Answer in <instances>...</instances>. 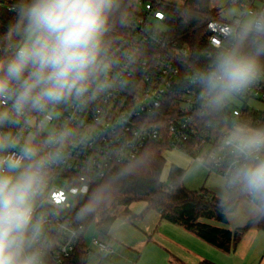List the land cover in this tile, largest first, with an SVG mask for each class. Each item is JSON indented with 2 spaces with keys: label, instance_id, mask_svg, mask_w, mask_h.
<instances>
[{
  "label": "built area",
  "instance_id": "1",
  "mask_svg": "<svg viewBox=\"0 0 264 264\" xmlns=\"http://www.w3.org/2000/svg\"><path fill=\"white\" fill-rule=\"evenodd\" d=\"M233 2L241 4L242 18L230 22L213 14L203 15L207 19V49L198 67L192 49L169 35L167 10L183 7L168 0H133L134 12L117 42L109 43V31L105 36V63L84 102L70 100L46 114H28L31 126L24 129V136L35 132L43 141L64 129L73 133L62 158L47 171L36 208V216L44 221L37 245L43 264H78L77 247L84 230L68 217L73 201L91 185L102 182L116 166L138 159L150 144L188 154L223 177L230 193L241 192L228 183L239 164L234 142L242 139L239 133L264 126V110L251 104H264V70L248 88L232 94L242 107L223 99L228 124L232 121L229 131L209 120L213 105L201 98L203 86L194 79L196 69L208 67L223 44L225 27L236 32L244 27L245 17L264 14V0ZM0 5L13 12V5L4 0ZM217 10L209 0V11ZM16 45L0 41V57L10 55ZM46 125L51 126L48 133ZM8 131L15 134L17 128H0V133ZM93 245L96 251L87 248L84 264H93V259L95 264H112L116 251L110 238L100 234Z\"/></svg>",
  "mask_w": 264,
  "mask_h": 264
},
{
  "label": "clouds",
  "instance_id": "2",
  "mask_svg": "<svg viewBox=\"0 0 264 264\" xmlns=\"http://www.w3.org/2000/svg\"><path fill=\"white\" fill-rule=\"evenodd\" d=\"M120 8L121 0H16L13 5L15 30L23 39L0 57V128H17L15 134L0 133V264H43L37 245L44 221L36 208L47 171L62 158L73 133L64 129L43 141L35 132L24 136L31 126L28 114H46L70 100L84 102L105 63V36ZM222 34L224 42L209 66L194 74L203 86L201 98L214 106L256 81L264 55V14L236 32L225 27ZM238 136L239 164L228 183L264 214V128Z\"/></svg>",
  "mask_w": 264,
  "mask_h": 264
},
{
  "label": "trees",
  "instance_id": "3",
  "mask_svg": "<svg viewBox=\"0 0 264 264\" xmlns=\"http://www.w3.org/2000/svg\"><path fill=\"white\" fill-rule=\"evenodd\" d=\"M4 2L14 5L16 0H4ZM133 12V0H121L120 11L109 27V43L117 42ZM167 12L169 35L192 49L193 61L199 67L203 64V52L207 49V19L203 15L213 14L209 11V0H188L182 9L170 8ZM15 29V12L7 11L3 5H0L1 43H19L23 36ZM248 51L254 52L255 49L249 48ZM259 61L261 70H264V55L259 56ZM197 71L199 70L196 69ZM209 120L217 121L222 131L231 130L222 102L219 106L213 105V115ZM240 124L243 125V122L241 121ZM165 150L163 146L148 145L138 159L130 164L116 166L102 182L91 185L86 193L75 198L68 211V217L71 222L84 230L77 247L78 264H84L86 259L88 246L85 241V230L88 225L99 220L100 234L108 236L109 229L116 219L113 211L118 206H129L135 201L147 202L146 210L160 211L164 219L183 226L226 253L235 251L243 234L252 226L264 230V214L261 213L250 219L245 226L234 231L204 222V220H215L227 224L229 214L238 209L246 199L245 195L241 192H233L228 200L222 201L210 196L205 189L191 190L184 184L186 170L177 165H171L169 184H165L161 180L166 164L163 155ZM84 209L91 210L82 211ZM122 215L130 220L137 218L128 209ZM202 264L214 263L205 261Z\"/></svg>",
  "mask_w": 264,
  "mask_h": 264
},
{
  "label": "crops",
  "instance_id": "4",
  "mask_svg": "<svg viewBox=\"0 0 264 264\" xmlns=\"http://www.w3.org/2000/svg\"><path fill=\"white\" fill-rule=\"evenodd\" d=\"M213 174L216 176L215 179L212 177L209 178L207 188L201 189H205L212 197H216L222 201L228 200L229 195L224 189L226 184L224 178L217 173ZM201 189L194 191H200ZM143 202L145 207L141 212H137L128 207L126 208L132 214L136 215L137 218L130 220L122 215L126 210L124 209L120 214V220L123 221L115 219L108 232V237L114 243L115 247L117 243L119 244V241L123 243L126 251H122V254L120 253L119 255L124 264H140L146 256H156L157 259L153 261L155 262L154 264H202L205 261L214 264H230L229 261H234L235 258L242 260L244 262L243 264H245L254 252L250 251L252 244L250 245V243L248 244L245 241L247 237L244 238V236L247 232L243 234L235 251L226 253L201 239L195 233L188 231L183 226L164 219L160 211L156 209L146 210L148 203ZM214 221L204 220V222L211 225L214 224ZM213 226L220 227L219 224ZM152 239L154 243H159L158 247L160 251H147L152 244ZM135 249H141L142 251H134ZM136 254L138 255V259L134 262ZM251 264H264V252L259 261L251 262Z\"/></svg>",
  "mask_w": 264,
  "mask_h": 264
},
{
  "label": "rangeland",
  "instance_id": "5",
  "mask_svg": "<svg viewBox=\"0 0 264 264\" xmlns=\"http://www.w3.org/2000/svg\"><path fill=\"white\" fill-rule=\"evenodd\" d=\"M168 1L174 5L185 7L188 0H168ZM233 1L234 0H213L214 6L218 8V10L215 11L213 14L230 22L234 21L236 18H242L244 16V12L242 11L241 4H235ZM251 18H252L251 16L245 17L243 21V25L245 26L250 21ZM165 30L168 31V28H166ZM227 98L234 106L242 107V103H240V101L236 99L233 95H230ZM251 104L258 107L261 110H264V104L257 102H252ZM44 129L48 133L51 130V126L46 125ZM163 155L164 158L166 159V164L161 176V180L165 184H169V172L171 165H177L182 169L186 170L184 184L187 188L191 190H196V189L199 190L205 187L207 188L208 179L211 177L215 179L216 177L215 174H213L215 172L211 173L203 164L199 163L198 161H194L188 154L184 152L172 150V149H166L163 152ZM218 180L221 182L219 178ZM224 189L225 192L230 197L231 193L227 184H225ZM127 207L137 212H141L145 207V204L143 201H135L132 205L129 206H118L113 211V214L117 220L123 221L120 220V214L122 210L126 209ZM257 215L258 213L255 211V206L249 200L245 199L235 212L229 214L228 217L229 220L227 224H221L217 221H214L213 225L219 224L220 227L236 230L240 227L245 226L250 219L256 217ZM100 225L101 224L99 220L93 221L92 223H90V225H88V227L85 230L86 244L93 251H96V248L93 245V240L100 235V229H99ZM246 232L247 233L245 234L244 238L247 237L245 238L247 240L245 241L248 244L250 243V245L252 244L250 251H254V252L251 255V258L248 259L245 262V264H251V262L259 261L262 258L264 252V230L259 229L257 226H253L251 229H248ZM249 234L251 235L249 236ZM158 245L159 243L158 244L154 243L152 239V244L149 246L147 251H160ZM136 250L142 251L141 249H135L134 251ZM115 251H116L115 254L111 257L112 264H124L123 260L120 259L119 254L120 253L122 254V251H126V249H124V245L123 243H121V241H119V244L117 243V246L115 247ZM137 259H138V255L136 254L134 262H136ZM155 259H157L156 256L155 257L146 256L141 261L140 264H154L155 262L153 261H155ZM93 260L96 262L95 259ZM95 262L93 264H95ZM229 263L243 264L244 262H242V260H238L235 258L234 261L230 260Z\"/></svg>",
  "mask_w": 264,
  "mask_h": 264
},
{
  "label": "water",
  "instance_id": "6",
  "mask_svg": "<svg viewBox=\"0 0 264 264\" xmlns=\"http://www.w3.org/2000/svg\"><path fill=\"white\" fill-rule=\"evenodd\" d=\"M229 124L232 125V121L231 120H229Z\"/></svg>",
  "mask_w": 264,
  "mask_h": 264
}]
</instances>
